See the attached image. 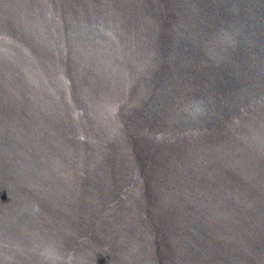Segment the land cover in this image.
Here are the masks:
<instances>
[{"label":"water","instance_id":"95a60500","mask_svg":"<svg viewBox=\"0 0 264 264\" xmlns=\"http://www.w3.org/2000/svg\"><path fill=\"white\" fill-rule=\"evenodd\" d=\"M0 264H264V0H0Z\"/></svg>","mask_w":264,"mask_h":264}]
</instances>
